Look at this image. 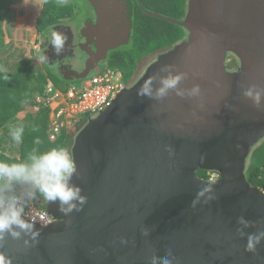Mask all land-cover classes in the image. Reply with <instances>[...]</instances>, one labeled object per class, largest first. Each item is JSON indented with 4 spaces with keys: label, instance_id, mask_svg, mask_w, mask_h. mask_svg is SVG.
<instances>
[{
    "label": "water",
    "instance_id": "water-1",
    "mask_svg": "<svg viewBox=\"0 0 264 264\" xmlns=\"http://www.w3.org/2000/svg\"><path fill=\"white\" fill-rule=\"evenodd\" d=\"M88 1L99 12L91 32L105 28L107 42L120 45L130 0ZM138 3L145 13L184 26L187 39L160 54L76 135L73 180L87 194L84 208L66 217L47 203L54 221L41 228L39 243L25 248L9 238L0 251L13 264H148L170 247L176 264H264V241L251 253L236 233L241 215L254 224L247 232L264 229V190L245 174L247 158L264 138V109L240 89L264 85V0H188L183 20ZM233 57L239 66L229 70ZM100 60L67 80L86 78ZM166 65L189 73L182 86L200 85L202 107L174 92L164 101L137 95L143 80L163 75ZM200 170L220 177L210 181ZM205 184L215 199L192 207ZM144 228L151 230L147 237Z\"/></svg>",
    "mask_w": 264,
    "mask_h": 264
},
{
    "label": "clouds",
    "instance_id": "clouds-1",
    "mask_svg": "<svg viewBox=\"0 0 264 264\" xmlns=\"http://www.w3.org/2000/svg\"><path fill=\"white\" fill-rule=\"evenodd\" d=\"M66 40V34L58 30L55 25L50 28L49 41L57 54L64 50ZM39 60L49 63L46 53L40 56ZM176 69L174 65H166L162 70L163 75L144 79L137 88V95L155 101H164L174 92L176 96L198 103L202 107L200 102L203 92L200 85L194 83L191 87L182 86L189 73ZM220 86L217 83V87ZM240 89L243 98L251 101L257 109H264V85L250 83L241 85ZM8 134L15 143L20 144L25 134V127L22 123L12 125ZM40 143L39 139L35 140V144ZM77 174V162L70 151L63 146L45 150L32 148L26 158L15 161L0 159V250L9 243V238L14 242H22L25 248L39 243L41 228L50 224L52 219L46 214H28V210L38 199L50 205L56 204L57 211L66 217L74 211H81L88 197L81 185L73 180L74 175ZM213 199H215L213 187L205 184L197 190L192 200V207H196L201 202L207 204ZM237 224L236 233L240 238L247 240L245 250L255 253L257 246L264 241V229L247 232L246 229L254 227V224L243 215L238 217ZM150 231L148 228L142 229L145 237ZM147 261L148 264H176L177 257L169 247L163 257L154 253ZM0 264H13V260L6 252L0 251Z\"/></svg>",
    "mask_w": 264,
    "mask_h": 264
},
{
    "label": "trees",
    "instance_id": "trees-1",
    "mask_svg": "<svg viewBox=\"0 0 264 264\" xmlns=\"http://www.w3.org/2000/svg\"><path fill=\"white\" fill-rule=\"evenodd\" d=\"M68 1L62 3L61 0H44L42 10L35 17L37 29L45 40L43 44L52 26L77 18L79 13H72L73 2ZM23 2L24 0H0V52L8 45L4 24L12 10ZM141 3L150 11L179 20H183L187 14L188 0H142ZM133 28L132 41L126 46L129 48L122 47L114 51L106 62L108 67L122 70L126 81L136 75L139 68L137 64L147 56L157 55L159 52L162 54L188 37V31L184 26L145 13L138 2H135ZM38 54V57L42 56V53ZM227 65L231 70L236 69L239 61L238 59L236 62L230 61L226 67ZM50 71L55 75L46 62L40 61L32 54L24 56L11 68H5L0 58V159L7 161L24 159L32 148L45 150L55 146L66 147L72 154L77 133L64 130L56 140H50L48 137L50 114L47 107L40 108L24 125L25 134L18 151L15 152L16 155L6 153L7 142L15 143L8 134L9 127L12 126L10 123L17 121L23 105L26 103L33 105L34 96L43 92L49 81L61 89L67 88L65 82L69 80L55 83L50 77ZM16 124L18 123H14ZM36 139L41 141L39 145L35 144ZM203 172L206 170H200L198 174L207 178L202 175ZM245 174L251 184L264 190V138L247 158ZM35 204L46 211L47 202L38 199Z\"/></svg>",
    "mask_w": 264,
    "mask_h": 264
},
{
    "label": "built area",
    "instance_id": "built-area-1",
    "mask_svg": "<svg viewBox=\"0 0 264 264\" xmlns=\"http://www.w3.org/2000/svg\"><path fill=\"white\" fill-rule=\"evenodd\" d=\"M128 81L125 80L122 70L113 67H106L84 79L74 81L66 89L58 88L49 81L43 92L33 98L36 111L44 107L49 110V139L56 140L64 130L78 132L91 119L112 105L116 97L128 87ZM219 177V172L211 171L209 180L216 181ZM28 214H46L51 217L52 222L54 221V218L47 211L40 209L35 202Z\"/></svg>",
    "mask_w": 264,
    "mask_h": 264
},
{
    "label": "flooded vegetation",
    "instance_id": "flooded-vegetation-1",
    "mask_svg": "<svg viewBox=\"0 0 264 264\" xmlns=\"http://www.w3.org/2000/svg\"><path fill=\"white\" fill-rule=\"evenodd\" d=\"M128 2H131L132 4V12L131 10H126L125 12L127 13V15H131V21L129 26H127L128 24L125 22V20H123V18L121 19L122 22L120 29L123 30L124 39L122 40L120 45L117 43L118 46L113 45L114 42H107L105 38V33H107V30H105V28L102 34H94L93 32H91V25H97L99 19V12L92 3H90L92 7L86 10L85 15L78 17L79 20H65L63 22L55 24V27L58 30L64 32L67 36L64 50L61 53L57 54L54 48L49 46V34L44 46L41 49L42 55H44L45 53L47 54L49 63L46 62V64L52 69L55 75L60 76L61 80L73 78L75 72L82 71L88 65V62L94 64L104 56H106V59L100 60L99 64L101 62H107L114 51L130 45L134 29L133 15L135 13V2H142V0H130ZM60 25L67 28H59ZM84 49H86L85 52ZM159 55L160 52L157 55H151L150 58L152 59H150V61L152 60L154 62ZM79 56L81 57L80 61L78 59ZM233 58L232 61L236 62L237 58ZM147 61H149V58L146 59L144 65L141 66V68H143L145 64L148 63ZM237 68L238 66L236 67V69ZM142 75L143 74H141V71H139V69L136 70V75H134L128 81V86L133 85ZM210 174L211 171H206L203 172L202 175L208 178Z\"/></svg>",
    "mask_w": 264,
    "mask_h": 264
},
{
    "label": "rangeland",
    "instance_id": "rangeland-1",
    "mask_svg": "<svg viewBox=\"0 0 264 264\" xmlns=\"http://www.w3.org/2000/svg\"><path fill=\"white\" fill-rule=\"evenodd\" d=\"M68 2H73V6L71 9L72 13L75 14L76 12L79 13L78 14L79 16L77 15L76 18L77 20H79L78 17L85 15L86 10L92 7L87 0H69ZM43 5H44V0H24V2L18 5L17 7H15L8 16L4 24L8 37V45L5 48V50L0 52V58L4 62L5 68L13 67L24 56L27 55L32 54L35 56V58L39 59L38 53H41L42 50L41 49L39 50L38 47L40 46L43 47L44 46L43 43L45 40L43 39V37H41V34L37 29L35 17L37 16V14H39L40 10H42ZM148 58H149V61H147L148 63L145 64L143 68H141V66L144 65V62ZM150 59L152 58H150V56H147V58H145L143 61L137 64V66L139 67L138 68L139 71H141V74H144L146 72L147 67L153 62L152 60L150 61ZM106 67H108V64L106 62H101L97 70L93 71L92 73L100 71ZM227 68L231 70L229 65H227ZM49 73L51 79L55 81V83L61 81L59 76L57 75L55 76L51 71ZM72 82L74 81H67L65 83L69 85ZM37 112L38 111H36L34 104L29 105L26 103L23 105L22 111L19 117L17 118V121L16 122L11 121L10 125H14V123H22L23 125H25L27 124V121L30 119V117L33 116V114H36ZM6 147H7L6 153L16 155L15 152L18 151L17 149L19 148V144L13 143L12 141L10 142L8 141Z\"/></svg>",
    "mask_w": 264,
    "mask_h": 264
},
{
    "label": "bare ground",
    "instance_id": "bare-ground-1",
    "mask_svg": "<svg viewBox=\"0 0 264 264\" xmlns=\"http://www.w3.org/2000/svg\"><path fill=\"white\" fill-rule=\"evenodd\" d=\"M208 180H209V178H208Z\"/></svg>",
    "mask_w": 264,
    "mask_h": 264
}]
</instances>
